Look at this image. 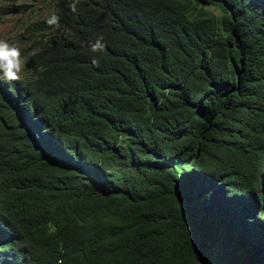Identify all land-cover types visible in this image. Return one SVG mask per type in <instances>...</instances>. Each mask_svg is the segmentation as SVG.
Here are the masks:
<instances>
[{
	"label": "trees",
	"instance_id": "obj_1",
	"mask_svg": "<svg viewBox=\"0 0 264 264\" xmlns=\"http://www.w3.org/2000/svg\"><path fill=\"white\" fill-rule=\"evenodd\" d=\"M72 2L0 0V264H264V0Z\"/></svg>",
	"mask_w": 264,
	"mask_h": 264
},
{
	"label": "clouds",
	"instance_id": "obj_2",
	"mask_svg": "<svg viewBox=\"0 0 264 264\" xmlns=\"http://www.w3.org/2000/svg\"><path fill=\"white\" fill-rule=\"evenodd\" d=\"M80 0H73L70 9L73 13L77 12ZM46 23L52 28L59 27V16L56 13L50 14ZM106 44L103 37H98L90 43L92 52H102ZM25 66V60L21 55V49L17 44L10 43L7 39H0V79L4 82L14 83L21 81V73Z\"/></svg>",
	"mask_w": 264,
	"mask_h": 264
},
{
	"label": "rangeland",
	"instance_id": "obj_3",
	"mask_svg": "<svg viewBox=\"0 0 264 264\" xmlns=\"http://www.w3.org/2000/svg\"><path fill=\"white\" fill-rule=\"evenodd\" d=\"M3 8H0L2 10ZM218 13V11H215ZM23 22H16L15 17L2 14L0 11V39H7L10 43H15L21 49V55L26 59L28 51V40L26 37L20 36ZM25 66L23 68V71ZM22 71V73H23ZM21 73V74H22Z\"/></svg>",
	"mask_w": 264,
	"mask_h": 264
}]
</instances>
